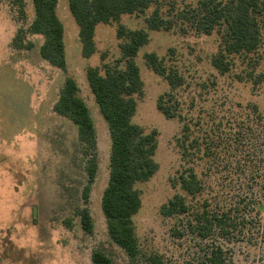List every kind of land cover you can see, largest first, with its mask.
<instances>
[{
  "label": "rangeland",
  "instance_id": "374dc122",
  "mask_svg": "<svg viewBox=\"0 0 264 264\" xmlns=\"http://www.w3.org/2000/svg\"><path fill=\"white\" fill-rule=\"evenodd\" d=\"M197 0H160L162 15L173 21L170 30L153 31L146 25L157 5L141 14L123 15L118 22L99 24L95 53L83 57L79 28L68 0H58L56 13L64 26L66 69L51 66L40 56L44 38L31 35L35 18L32 0H0V264H93L101 251L112 264H145L159 255L164 264H210V248L220 245L233 264H264V26L259 48L251 54L232 56L231 70L222 75L212 65L221 50L224 28L211 35L197 33L190 23L177 19L179 11L195 7ZM145 30L149 43L134 62L143 82L132 123L146 134L157 132L155 161L158 171L135 189L141 208L132 218L140 255L136 261L109 237L102 210L109 182L111 139L89 87L86 71L107 66L125 69L118 28ZM24 30V44L16 50L13 40ZM155 53L183 79L172 91L165 78L146 64ZM67 78H73L79 96L90 110L96 128L99 173L91 186L89 203L83 192L88 183L87 157L77 127L54 111ZM173 94L190 121L192 139L200 145L193 162L178 147L183 124L168 120L158 109L161 96ZM193 166L203 181L202 196L192 198L177 183ZM176 195L190 205L208 200L214 210H234L245 223L233 237L203 240L187 230V217H164L161 208ZM87 207L93 233L84 231L79 211Z\"/></svg>",
  "mask_w": 264,
  "mask_h": 264
},
{
  "label": "trees",
  "instance_id": "16d2710c",
  "mask_svg": "<svg viewBox=\"0 0 264 264\" xmlns=\"http://www.w3.org/2000/svg\"><path fill=\"white\" fill-rule=\"evenodd\" d=\"M23 6V0H18ZM160 0H68L69 10L79 28L83 57L89 58L95 53V30L99 24L118 22L123 15L141 14L157 5L154 13L146 18L147 28L153 31L170 30L172 20L163 17ZM35 18L28 28L31 35L44 38L39 52L43 60L51 66L65 70L66 53L64 26L57 16L58 0H32ZM177 19L190 23L197 33L211 35L215 30L224 28L221 50L214 56L212 65L222 75L231 70L232 56L254 53L262 41L264 26V0H197L195 7L189 6L177 13ZM24 30H20L13 40L16 50L30 49L34 45L24 44ZM121 44L125 69L107 66L106 75L98 68H88L86 77L105 119L110 139L109 182L102 197V210L107 221L110 239L119 246L132 261L140 255L132 218L141 208V197L135 185L149 181L158 171L154 157L158 147L157 132L146 134L132 123L137 103L134 96L140 94L143 82L139 67L134 62L141 48L149 43L145 30H126L120 26L117 31ZM147 66L157 75L165 78L172 91L183 86L179 73L166 65L163 58L155 53L145 55ZM79 86L73 78H67L60 90L54 111L70 120L77 127L78 139L84 147L86 174L88 183L83 192L84 203L88 205L91 186L99 173L96 128L86 103L79 96ZM158 109L166 119L178 118L183 124L182 139L178 147L184 159L193 162L196 150L200 148L197 139H192L190 121H185L181 105L173 94L163 95L158 100ZM187 196H202L205 190L203 181L193 166L185 168L177 183ZM262 215L264 206L254 202ZM208 200L200 206L190 205L185 197L176 195L161 208L164 217H187V230L193 235L207 240L220 238L227 240L235 234L243 219L234 216V210H214ZM81 225L88 234L93 233V219L87 207L79 211ZM93 264H112L111 259L101 251H95ZM210 264H228L226 252L222 246L213 245L207 259ZM145 264H164L159 255L146 258ZM132 264H137L136 262ZM229 264H233L229 262Z\"/></svg>",
  "mask_w": 264,
  "mask_h": 264
}]
</instances>
